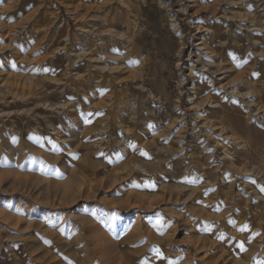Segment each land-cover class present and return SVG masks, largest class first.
I'll return each mask as SVG.
<instances>
[{
	"label": "rangeland",
	"instance_id": "rangeland-1",
	"mask_svg": "<svg viewBox=\"0 0 264 264\" xmlns=\"http://www.w3.org/2000/svg\"><path fill=\"white\" fill-rule=\"evenodd\" d=\"M234 96L264 98V0H0V264H264Z\"/></svg>",
	"mask_w": 264,
	"mask_h": 264
},
{
	"label": "bare ground",
	"instance_id": "bare-ground-1",
	"mask_svg": "<svg viewBox=\"0 0 264 264\" xmlns=\"http://www.w3.org/2000/svg\"><path fill=\"white\" fill-rule=\"evenodd\" d=\"M135 37L136 36L130 38V36H126V33H125V35H122V39L127 41L128 43L133 42L135 47H136V50H137L138 46L135 43V41L137 39ZM222 74H225V72H223ZM232 95L233 94L231 93L230 97H232ZM211 105H214V108L216 109L217 112H216V118H214L212 121H210L211 122L210 124L212 127L218 129V131L214 135H216L218 138H221V139H218L220 141V143H222V141L226 140V139H228V140L230 139V142H232V143H237L238 140H242L245 142L242 145L243 150H254L255 147H254V145H252V142L255 141V136L260 137L262 139V142H264V134L260 133L259 129H258V131L257 130L255 131V129L257 127L261 129L262 121L260 122V119H259V121L254 119V117L257 116L254 114V112H258L264 107V98L252 100L250 102H241V99L238 100L234 96L232 99H228V97H227V98L223 99V101H219L218 99H214L213 101H211ZM252 106L258 107V108L254 110L251 108ZM134 107H135V102L131 101L129 98H126V97H124V98L121 97L119 99V102H117V108L120 109L121 112L129 111V110L133 109ZM260 113H261V111H260ZM259 115H261V114H259ZM212 123H213V125H212ZM252 123H253V125H252ZM262 127H263V125H262ZM214 128H213V130H215ZM210 130H211V128H210ZM258 140H259V138H258ZM259 141H261V140H259ZM257 147H259V146L257 145ZM30 151H31V149H30ZM21 154L23 156V152H21ZM23 158L24 157H22V159ZM74 185L75 184L73 183V186ZM77 189L79 191L78 187H77ZM75 191H77V190L75 189ZM77 192H75V193L73 192V194L75 195ZM127 218L128 217H126V219ZM118 227H120V225ZM89 229L93 230V228H91V227ZM106 250L104 249L102 252H100L101 257L103 256L102 253H104ZM113 259H114V257L111 255L107 259V261H104V263L106 262V264H117L118 261L113 262Z\"/></svg>",
	"mask_w": 264,
	"mask_h": 264
},
{
	"label": "snow or ice",
	"instance_id": "snow-or-ice-1",
	"mask_svg": "<svg viewBox=\"0 0 264 264\" xmlns=\"http://www.w3.org/2000/svg\"><path fill=\"white\" fill-rule=\"evenodd\" d=\"M145 155H146V153H145ZM241 247H243V245H241Z\"/></svg>",
	"mask_w": 264,
	"mask_h": 264
}]
</instances>
